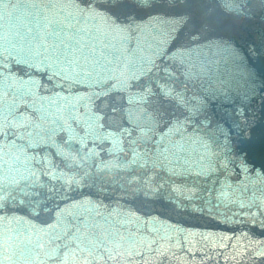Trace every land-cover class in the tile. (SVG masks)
I'll return each instance as SVG.
<instances>
[{"label": "water", "instance_id": "95a60500", "mask_svg": "<svg viewBox=\"0 0 264 264\" xmlns=\"http://www.w3.org/2000/svg\"><path fill=\"white\" fill-rule=\"evenodd\" d=\"M0 264H264V0H0Z\"/></svg>", "mask_w": 264, "mask_h": 264}]
</instances>
